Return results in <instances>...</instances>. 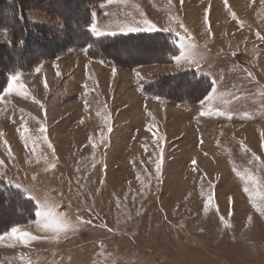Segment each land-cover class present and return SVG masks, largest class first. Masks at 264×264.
I'll return each mask as SVG.
<instances>
[{
  "label": "rangeland",
  "instance_id": "1",
  "mask_svg": "<svg viewBox=\"0 0 264 264\" xmlns=\"http://www.w3.org/2000/svg\"><path fill=\"white\" fill-rule=\"evenodd\" d=\"M161 1L179 60L73 48L0 91V180L30 199L0 196V264H264V0ZM184 69L198 102L143 88Z\"/></svg>",
  "mask_w": 264,
  "mask_h": 264
},
{
  "label": "trees",
  "instance_id": "2",
  "mask_svg": "<svg viewBox=\"0 0 264 264\" xmlns=\"http://www.w3.org/2000/svg\"><path fill=\"white\" fill-rule=\"evenodd\" d=\"M103 1L105 0H0V32L7 36V43L0 49V91L7 85L11 75L31 71L40 62L69 53L73 48L86 49L88 56L112 66L123 65V61L128 66L132 62L122 55L124 52L121 47L142 54L140 63H169L178 55L180 49L177 36L170 32L94 35L88 26L94 10ZM59 4L66 6L63 13L57 9ZM31 9L48 13L58 23L32 20L29 16ZM132 63L135 66L139 64L136 60ZM160 80L170 81L172 87L162 85L165 92L161 91L162 86H154ZM152 86L157 90H151ZM212 86L208 75L194 69L157 76L143 83L144 90L149 94L189 104L203 99ZM17 194L18 189L0 180V196L5 200L15 197L19 204L30 202V199Z\"/></svg>",
  "mask_w": 264,
  "mask_h": 264
},
{
  "label": "crops",
  "instance_id": "3",
  "mask_svg": "<svg viewBox=\"0 0 264 264\" xmlns=\"http://www.w3.org/2000/svg\"><path fill=\"white\" fill-rule=\"evenodd\" d=\"M168 6L169 5H167L165 2H162L161 0H107L99 11L94 12L92 20L88 27H89V30L91 31L90 25L93 22H95L97 28L100 29L102 33H104L103 35H113L112 33H115V34L131 33L128 31H125V32L121 31V27L130 25L132 27L142 28L148 25V24H145L144 21H148L149 24L152 22L154 23L155 21L154 13L158 11L159 8H162V7L167 8ZM37 12H38L37 14H39L40 17H43L46 19L42 18L41 20H37L36 18H32L30 16L32 20L40 21V22H47V23H52L53 21L51 20H56L55 22H53V24L58 23L57 19L50 16L48 13L44 11H40V10H38ZM109 30H112V31H109ZM156 31L170 32L167 30H162V29H157V28H155L154 31L142 30V31H136V32H156ZM62 57L64 56H58L55 58L44 60L42 63L38 64V67H36L34 71L32 70L28 72H18L16 73V75L17 74L23 75L26 80L33 79L35 77L34 73L35 72L39 73L40 70L43 68L44 64L48 63L49 61H57L61 59ZM115 68H117V66H115ZM184 70H189V69H184ZM176 72H172V73H176ZM13 75L10 76L8 80V84ZM49 87H51L50 84H48L47 90H45L44 88L42 89L45 91H48Z\"/></svg>",
  "mask_w": 264,
  "mask_h": 264
},
{
  "label": "snow or ice",
  "instance_id": "4",
  "mask_svg": "<svg viewBox=\"0 0 264 264\" xmlns=\"http://www.w3.org/2000/svg\"><path fill=\"white\" fill-rule=\"evenodd\" d=\"M144 23H145V24H148V27H147L146 29H141V28H138V27L122 26V27H121V31L136 32V31H142V30H146V31H154V30H155V26L152 25V24H149L148 21H144ZM90 29H91V32H92L94 35H96V36H100V35H103V34H104V33H102V32L100 31V29L97 28L95 22H93V23L90 25ZM112 34L114 35L115 33H112ZM176 59L179 60L180 57H176ZM57 75H59V72L57 73ZM137 75H139V73H137ZM17 79H18V74H17V75H13V76L11 77V81L9 82L8 87L5 89L6 92H10V91L13 90V88H14V86H15L13 82L16 81ZM45 86H47V85H45ZM20 87L23 88V85H20ZM192 163L195 164L196 161L193 160ZM157 168H158V170H159V165L157 166ZM45 203H47V202H45ZM44 215H45V216H49V215H51V211L44 213ZM47 226H48V225H45V227H47ZM12 231L15 233V232L17 231V229L13 228ZM20 236H21L22 238H30V239H35V238H36V237H33V236H32L30 233H28V232H21V233H20Z\"/></svg>",
  "mask_w": 264,
  "mask_h": 264
}]
</instances>
